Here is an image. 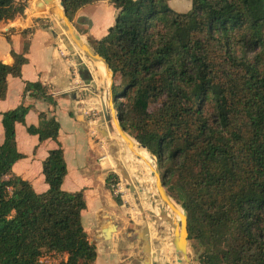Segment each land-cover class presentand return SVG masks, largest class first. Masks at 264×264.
Masks as SVG:
<instances>
[{"label":"trees","instance_id":"trees-1","mask_svg":"<svg viewBox=\"0 0 264 264\" xmlns=\"http://www.w3.org/2000/svg\"><path fill=\"white\" fill-rule=\"evenodd\" d=\"M98 0H62L71 19ZM115 24L89 39L114 76L120 124L156 157L167 193L186 211L198 264H264V0H192L178 12L169 0H109ZM26 4L0 0V22L24 15ZM29 42L0 60V99L8 75L21 76ZM30 94L53 106L48 85L26 81ZM31 106L2 114L0 144V264H95L96 246L82 223L83 190L62 188L61 145L43 161L49 188L38 193L12 171L17 122ZM60 122L41 112L27 130L58 139ZM111 173V182L118 180ZM120 203L121 200L117 198Z\"/></svg>","mask_w":264,"mask_h":264},{"label":"crops","instance_id":"crops-1","mask_svg":"<svg viewBox=\"0 0 264 264\" xmlns=\"http://www.w3.org/2000/svg\"><path fill=\"white\" fill-rule=\"evenodd\" d=\"M16 1L26 4V8L24 15L0 22V60L12 63V49L22 53L25 41L29 42V49L21 76L8 75L7 93L0 99V144L4 142L2 114L21 104L31 108L25 122H17L15 126L17 149L25 156L13 164V173L30 182L36 192H46L49 184L43 174V161L51 149L61 145L67 165L62 188L69 192H84L87 206L82 211V223L89 240L96 246L95 264H147L148 260L151 264H166L169 248L172 247L175 254L178 249L171 241L174 237L171 230L169 236L157 237L156 230L166 226L158 214L161 212L164 223L169 221L172 226L181 210L174 205L171 209L164 195L157 194V189L161 193L158 183L161 170L156 175L157 166L155 161L153 165L149 153L140 147H132L129 155L132 163H124L130 176H135L132 180L135 189H130L126 203L122 200L119 203L109 188L108 177L111 173L119 179L121 175L125 178L129 175L119 161L110 159L107 146L102 144L103 138L96 141L95 125L100 117L93 118L92 113L99 115L105 107L113 119L112 115L119 111L114 91L120 88L121 79L114 76L101 55L98 58L91 56L80 44L95 54L89 39L103 37L114 26L116 7L109 0H98L81 7L71 19L68 17L73 31L79 35L72 39L58 20H62L56 11L57 1L61 0ZM174 1L168 3L175 11L187 12L192 8V0H178L180 10L173 8ZM60 7L64 14L61 3ZM44 16L56 17L59 26L52 30L42 25ZM80 20L85 26L82 31L75 26ZM94 60L104 66L98 64L100 68ZM83 69L90 71L88 83L80 74ZM26 81H41L48 85L57 100L56 106L30 94L23 96ZM41 112L53 113L59 120L57 140L41 141L37 134L28 132L29 125L39 124ZM113 143L115 149H119L115 137ZM116 163L117 170L113 169ZM122 185L124 188L123 182ZM163 192L167 199L171 198L165 188Z\"/></svg>","mask_w":264,"mask_h":264},{"label":"rangeland","instance_id":"rangeland-1","mask_svg":"<svg viewBox=\"0 0 264 264\" xmlns=\"http://www.w3.org/2000/svg\"><path fill=\"white\" fill-rule=\"evenodd\" d=\"M179 3H180V1H178V0H175L174 1V3H173V8H175V9H177V10H180V8H179ZM58 17L60 18V17H63V14H59L58 13ZM68 17V16H67ZM53 19V18H52ZM57 20V18L55 17L54 19H53V21L56 23V25H58L59 26V21L61 22V19L58 21H56ZM62 22H63V19H62ZM62 22H61V24H62ZM75 26H77V28L80 30V31H82L83 29H84V22L83 21H78L77 22V24L75 23ZM61 28V27H60ZM64 31H65V33L67 32L65 29H64ZM67 34V33H66ZM117 82H118V80H117ZM114 101L115 102H118V101H120V99L118 100V99H116V98H114ZM118 103H117V107H118ZM100 117L99 118V120H104V115H103V112L101 111V112H99V115H97V114H95V113H92V117L93 118H95V117ZM115 117V119H117V117H116V115L114 116ZM117 122H118V125H120V121H118L117 120ZM97 124V123H96ZM96 126V125H95ZM124 132H126V133H128L129 135H131L130 133H129V131H124ZM96 134H97V138H96V141L98 142V139L101 137V138H103L101 141H103V144L105 145V146H107V151L109 152V154H111V156H112V159H115V160H117V161H119V163L120 164H122L123 166H124V170L127 172L128 170H127V166H126V164L124 163V161L125 162H128V163H132V161H126V160H124V158H121L119 155V153L118 152H116V153H113V151L111 150V148H110V144L111 143H113L114 142V136H115V134H113V133H111V141L112 142H107L106 140H105V138L100 134V132H98V131H96ZM118 135V134H117ZM132 136V135H131ZM113 137V138H112ZM133 137V136H132ZM116 148H118V147H116ZM111 152V153H110ZM108 154V153H107ZM152 157V163H153V165H154V161H155V163H156V158L154 157L153 158V156H151ZM114 160V161H115ZM115 163V162H114ZM113 169H115V170H117V163L116 164H114L113 165ZM128 173V175H129V179H131V180H135V176H134V174H132L133 175V177H131L130 176V174H129V172H127ZM161 176H162V172L160 173V176L158 177V180L160 181V182H162V178H161ZM128 178H125V177H123L122 175H121V182H123L124 183V188H123V198H121V200H122V202H125V201H127L126 199H127V195L130 193V186H129V184H130V182H129V179ZM143 181H145V180H143ZM145 183H150V184H154V185H156V183L157 182H150V181H145ZM165 190H166V188H165ZM167 192V191H166ZM157 194H159V195H161V194H163L162 192L160 193V191H159V189H157ZM168 194V193H167ZM125 199V200H124ZM170 200H173L174 201V199L171 197V198H169ZM176 204H178L176 201H174ZM126 203V202H125ZM180 205V204H179ZM179 213V218H181L182 217V211H179L178 212ZM158 217H159V220L163 223V224H165L166 226H164L166 229H167V232H168V236L170 235V230H171V232L173 233L172 235L175 237V229H177L178 231H179V233H181L182 232V228H183V221H181V220H179V221H177L176 223H174L172 226H171V224H169V221H167V223L165 222L164 223V221L163 220H165L163 217H162V214H161V212L158 214ZM175 225V226H174ZM172 228V229H171ZM161 228H159L158 230H160ZM157 237H160V238H162L161 236H159V235H157ZM181 239V238H180ZM179 239V240H180ZM176 254L173 252V250H172V247H170L169 248V252H167V258H166V264H178L176 261H175V259H176ZM196 256H197V253H195L194 252V250L190 247V242L189 241H187V243H186V246H185V257L188 259V264H198V261L196 260ZM42 258L45 260V261H47L48 263H51V264H57L62 258H63V255H61V254H54V253H51V254H46V255H44V256H42Z\"/></svg>","mask_w":264,"mask_h":264},{"label":"water","instance_id":"water-1","mask_svg":"<svg viewBox=\"0 0 264 264\" xmlns=\"http://www.w3.org/2000/svg\"><path fill=\"white\" fill-rule=\"evenodd\" d=\"M61 5L63 6V3H62V0H61ZM64 8V6H63ZM64 11V14H63V23H62V27L67 31V33L69 34V36L72 38V39H77L79 38V35L77 33H75L73 31V28L68 20V17L66 15V12L65 10ZM80 46L85 50L87 51L91 56H94V57H97L99 56V54L97 52L92 53V52H89L87 47L83 44H80ZM105 60V59H104ZM106 62V61H105ZM80 74L83 76L84 78V81L85 83H88L89 82V78H87L88 76H90V71L89 69H83L82 71H80ZM115 98L117 99V97L115 96ZM103 115H104V120H99L97 122V125H96V130L98 132H100V134L105 138V140L107 142H110L111 141V133H114V128H113V125H112V118L110 117V115L107 113V111L105 110V107L103 108ZM116 117H117V120L120 121V111H118L116 113ZM80 119L83 120V116H80ZM119 128L124 132L125 129L121 126V124L119 125ZM139 145H141L142 147H145L147 149L146 146L142 145L139 143ZM110 148L111 150L114 148V146L112 144H110ZM148 150V149H147ZM149 151V150H148ZM149 153L151 154V156L155 157L150 151ZM156 172L155 174L157 175V172H159V164H158V161L156 159ZM129 182H130V189L132 191H134L135 187L133 185V182L131 179H129ZM158 183H159V188L161 189V192L163 193L164 197H166V195L164 194L163 192V188L164 185H163V182H160L158 180ZM182 207V206H181ZM183 208V207H182ZM184 209V208H183ZM184 212H185V218H184V221H183V228H182V232L179 233V231L177 229H175V237H173V239H171V241L173 243H176L178 244V249H181L184 253V258H180L178 256H176V259L175 261L178 263V264H188V259L185 257V246H186V243L188 241V233H187V217H186V211L184 209ZM156 234L161 236L162 238H165L168 236V232H167V229L165 227H161L160 230H156ZM181 238V239H180ZM180 239V240H179ZM147 246V245H146ZM147 248V247H146ZM149 248V246H148ZM176 252V255H177V250L175 251ZM147 264H151V262L148 260L147 261Z\"/></svg>","mask_w":264,"mask_h":264},{"label":"bare ground","instance_id":"bare-ground-1","mask_svg":"<svg viewBox=\"0 0 264 264\" xmlns=\"http://www.w3.org/2000/svg\"><path fill=\"white\" fill-rule=\"evenodd\" d=\"M58 3V9L56 10L57 13L61 14V7H60V2L57 1ZM60 20V19H59ZM62 21V20H61ZM91 61V60H90ZM95 61V60H94ZM95 64L98 65L100 64V66H104L103 64L99 63V62H96L95 61ZM99 66V65H98ZM99 66V67H100ZM101 68V67H100ZM104 100L107 101L108 103V100L106 97H104ZM103 100V102L105 103V101ZM113 119H112V124H113V128L115 129L114 133L115 134V139L117 140V142L120 144V147L119 149H115V144L114 143H111L114 148L112 151H117L121 156V158H124V160L126 161H130L129 160V155L131 153V150H132V147H140L141 149H143L145 152L149 153V151L145 148V147H142L141 145H139V142L134 138L132 137L131 135H129L128 133L126 132H123L120 128H119V125H118V122H117V119H115L114 115H112ZM118 134V135H117ZM112 142V141H110ZM149 155L151 156V154L149 153ZM110 159L112 160V156L109 155ZM154 158V157H153ZM156 167V166H155ZM155 180H157V177L155 176ZM166 204L172 209V206H176L178 207L181 211H182V217L179 218H175L176 222L181 220V221H184V218H185V212H184V209L181 207V205L179 204H176L174 201L170 200V199H167L166 198ZM165 206V205H164ZM168 208V207H167ZM165 211V210H164ZM175 222V223H176ZM174 224V223H173ZM175 226V225H174ZM177 245V249H178V244ZM177 256L180 257V258H184V253L181 249H178L177 251Z\"/></svg>","mask_w":264,"mask_h":264},{"label":"built area","instance_id":"built-area-1","mask_svg":"<svg viewBox=\"0 0 264 264\" xmlns=\"http://www.w3.org/2000/svg\"><path fill=\"white\" fill-rule=\"evenodd\" d=\"M42 19H43L42 25L47 26L49 29L54 30L55 27L57 26L56 23L53 21L54 18L52 19L49 16H44V17H42ZM102 144H103V141H102ZM109 188H110V190L113 193L115 198H123V185H122L121 179H118V180L111 182ZM40 261L47 262L42 257H41Z\"/></svg>","mask_w":264,"mask_h":264}]
</instances>
